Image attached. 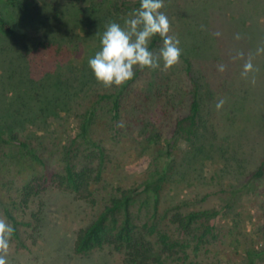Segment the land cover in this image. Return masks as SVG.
Instances as JSON below:
<instances>
[{
  "label": "rangeland",
  "instance_id": "374dc122",
  "mask_svg": "<svg viewBox=\"0 0 264 264\" xmlns=\"http://www.w3.org/2000/svg\"><path fill=\"white\" fill-rule=\"evenodd\" d=\"M116 1L121 0H23L12 7L0 0V14L15 27L12 35L0 30V128L41 135L53 170H62L63 153L91 96L114 87L99 83L89 68L102 33L88 7L106 9ZM162 11L170 20L169 34L193 63L202 104L198 138L193 145L181 143L164 200L223 209L220 241L178 264H250L248 248L259 252L253 264H264V181L232 208H225L223 193L240 185L264 157V0H164ZM163 84L174 106L187 105L181 60L169 69L150 70L140 82L143 90ZM221 99L224 105L217 110ZM152 108L144 123L134 120L129 128L111 121L107 108L100 111L110 159L95 184L97 204L49 187L16 211L30 221L36 214L38 227L35 222L36 229L23 230L26 248L10 244L6 264H124V253L113 247L77 254L74 243L119 185L139 184L153 167V127L166 125L169 114L159 105ZM10 157L2 164L10 180L3 189L18 198L32 170Z\"/></svg>",
  "mask_w": 264,
  "mask_h": 264
},
{
  "label": "trees",
  "instance_id": "16d2710c",
  "mask_svg": "<svg viewBox=\"0 0 264 264\" xmlns=\"http://www.w3.org/2000/svg\"><path fill=\"white\" fill-rule=\"evenodd\" d=\"M5 1L12 7H18L23 2ZM138 7L139 0L116 1L106 9L91 5L88 7V17L94 23H99L97 31L103 34L110 22L123 25L127 15ZM90 29L93 30L94 26ZM0 30L7 35L15 32L12 23L1 14ZM161 46L162 41L158 36L150 43V49L157 54ZM180 60L187 82L186 106H174L170 88L164 84L143 90L140 82L150 69H136L134 79L125 85L96 91L91 96L80 115L79 131L71 138L63 153L60 171L50 167L41 135L26 133L14 127L5 130L0 128V216L15 228L10 244L21 248L28 246L24 238L27 231L23 230L36 229L38 219L36 214H33L34 221L20 219L16 211L26 209L33 198L49 187L62 188L79 199L97 204L95 184L103 179L110 159L107 133L101 136L98 123L101 110L107 108L111 121L129 128L130 122L134 120L144 123L146 114L154 105L161 106L164 115L169 114V122L157 129L153 127L155 132L152 141L156 149L153 167L139 184L119 185L116 188V193L101 205L94 218L78 230L74 250L77 254H88L110 246L124 253V264H178L191 254L209 250L220 241L222 231L219 222L223 209L189 208L185 200L175 203L164 200V193L176 168V153L181 143L194 144L201 124V86L194 74L191 59L182 53ZM170 108L177 112L171 113ZM8 156L27 164L32 170L18 190V198L8 189H3L10 181L2 170L4 158ZM262 181L264 157L240 185L223 190L225 208H232L245 193L256 190ZM260 191L264 196V186ZM258 253L248 248L244 254L253 264Z\"/></svg>",
  "mask_w": 264,
  "mask_h": 264
},
{
  "label": "clouds",
  "instance_id": "9594fccd",
  "mask_svg": "<svg viewBox=\"0 0 264 264\" xmlns=\"http://www.w3.org/2000/svg\"><path fill=\"white\" fill-rule=\"evenodd\" d=\"M164 0H139V7L128 14L121 25L110 22L100 38V50L89 58V68L95 79L105 87H121L133 80L136 69H169L179 63L182 52L179 39L170 35L169 17L162 11ZM159 37L162 46L159 52L150 49V43ZM252 65H245V72ZM220 71H224L223 66ZM224 105L221 99L217 110ZM15 228L6 218L0 216V264H6L5 257Z\"/></svg>",
  "mask_w": 264,
  "mask_h": 264
}]
</instances>
